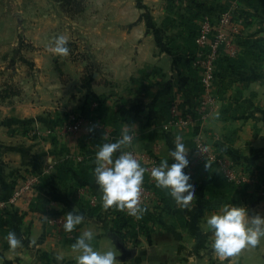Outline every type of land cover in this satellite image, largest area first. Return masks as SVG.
Returning <instances> with one entry per match:
<instances>
[{"label": "crops", "instance_id": "crops-1", "mask_svg": "<svg viewBox=\"0 0 264 264\" xmlns=\"http://www.w3.org/2000/svg\"><path fill=\"white\" fill-rule=\"evenodd\" d=\"M225 11L241 31L234 38L238 54L219 59L213 102L201 119L192 33ZM14 15L24 28L22 12ZM39 22L32 38L24 34L35 46L34 75L15 73L18 92L0 98V264H77L72 245L85 231L94 233L95 250L116 253V264H264V238L221 261L206 227L225 205L264 217V0H91L77 19ZM59 35L68 38V56L49 51ZM172 106L192 122L174 124ZM124 131L132 143L122 151L142 165L171 163L176 136L184 138L195 186L187 207L153 181L139 219L125 210L118 221L115 207L103 210L95 153ZM226 156L255 181L228 182L214 161ZM70 211L84 220L66 232ZM9 231L22 241L15 250L5 239ZM111 233L134 251L130 259L119 260Z\"/></svg>", "mask_w": 264, "mask_h": 264}, {"label": "clouds", "instance_id": "clouds-1", "mask_svg": "<svg viewBox=\"0 0 264 264\" xmlns=\"http://www.w3.org/2000/svg\"><path fill=\"white\" fill-rule=\"evenodd\" d=\"M49 51L53 56H68V38L64 35L56 36ZM131 143L132 136L124 131L115 142L100 145L95 153L93 176L101 193L103 210L115 207L117 211L126 210L129 216L139 219L145 211L141 207V189L146 169L130 152L122 151ZM189 150L184 138L177 135L174 147L168 152L172 162L164 159L150 173L156 187L169 189L182 207H187L195 196L191 173L185 168L190 162ZM117 152L120 154L114 158ZM83 220L82 215L70 211L66 214L63 230L72 232ZM206 227L213 236L212 251L221 261L237 255L245 248L257 247L264 238V217L250 216L244 206H223L220 213L207 217ZM5 239L12 250L22 246L21 239L14 231H9ZM93 239L94 233L85 231L72 245L73 251L79 253L77 264H116V253L112 250H95L91 244ZM32 243L35 244V241Z\"/></svg>", "mask_w": 264, "mask_h": 264}, {"label": "built area", "instance_id": "built-area-1", "mask_svg": "<svg viewBox=\"0 0 264 264\" xmlns=\"http://www.w3.org/2000/svg\"><path fill=\"white\" fill-rule=\"evenodd\" d=\"M233 15L229 11L221 12L216 20L206 17L197 31L194 38L196 50L191 58V65L195 70L200 72V82L203 90V99L199 102L195 112L197 116L204 119L210 105L213 102L211 88L216 81V66L221 57L234 58L238 54V45L235 44L234 38L241 33L237 24H233ZM170 113L174 118V124L185 125L192 122V118L188 114L178 110L175 106L170 107ZM194 113V111H193ZM81 118L75 120L69 128L77 130L81 124ZM198 152L204 154L206 149L202 144H198ZM134 158L140 161L138 157L131 151ZM223 177L228 181L238 186H244L255 181V178L250 173H243L230 157H218L214 160ZM141 163V161H140ZM157 162H149L147 165H142L146 169L144 181L141 189V207L145 208L147 201L152 194V191L147 187L148 182H153L150 173L153 167L158 166ZM91 204H95V199H91ZM130 218H135L129 216Z\"/></svg>", "mask_w": 264, "mask_h": 264}, {"label": "rangeland", "instance_id": "rangeland-1", "mask_svg": "<svg viewBox=\"0 0 264 264\" xmlns=\"http://www.w3.org/2000/svg\"><path fill=\"white\" fill-rule=\"evenodd\" d=\"M90 2L91 0H70V3L63 4L55 0H0V91L4 89V84L18 88L19 81H15L17 84L12 81L15 73L21 74L20 77L24 73L28 77L34 75L30 71L34 70L30 62L33 60L35 46L27 37L24 38L25 33L32 38V32L41 20L44 23L49 20L57 21L59 24L61 20L77 19ZM14 12H22L26 23L24 28L16 20ZM15 42L16 46H11Z\"/></svg>", "mask_w": 264, "mask_h": 264}, {"label": "water", "instance_id": "water-1", "mask_svg": "<svg viewBox=\"0 0 264 264\" xmlns=\"http://www.w3.org/2000/svg\"><path fill=\"white\" fill-rule=\"evenodd\" d=\"M16 16L18 17V14ZM110 236L112 237L114 245L119 252V260L125 262L126 260L130 259L133 256L134 251L130 248H127L116 233H111Z\"/></svg>", "mask_w": 264, "mask_h": 264}, {"label": "trees", "instance_id": "trees-1", "mask_svg": "<svg viewBox=\"0 0 264 264\" xmlns=\"http://www.w3.org/2000/svg\"><path fill=\"white\" fill-rule=\"evenodd\" d=\"M55 1H58V2H60V3H70V0H55ZM196 29L193 31V39H194V37L196 36ZM236 57H234V58H227V60L229 61V60H234ZM190 61H191V59H190ZM216 75H217V72H216ZM18 92V90L16 89V88H14L13 86H11V85H8V86H6L3 90H1L0 91V98H6V97H10V96H13V95H15L16 93ZM115 212L116 213H118L117 215L118 216H120V217H118V221H121L122 220V218H123V215H121V211H117V210H115Z\"/></svg>", "mask_w": 264, "mask_h": 264}]
</instances>
